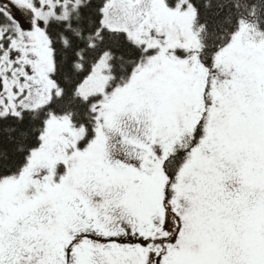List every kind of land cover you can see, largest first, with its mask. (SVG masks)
Listing matches in <instances>:
<instances>
[{"label": "snow or ice", "instance_id": "obj_1", "mask_svg": "<svg viewBox=\"0 0 264 264\" xmlns=\"http://www.w3.org/2000/svg\"><path fill=\"white\" fill-rule=\"evenodd\" d=\"M0 264H264V0H0Z\"/></svg>", "mask_w": 264, "mask_h": 264}]
</instances>
